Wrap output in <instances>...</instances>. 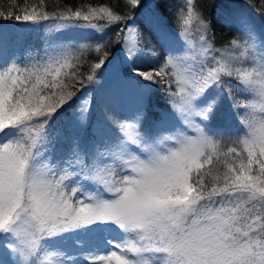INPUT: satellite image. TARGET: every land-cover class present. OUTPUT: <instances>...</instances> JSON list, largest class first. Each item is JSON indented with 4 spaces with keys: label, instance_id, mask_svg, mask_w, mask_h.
<instances>
[{
    "label": "snow or ice",
    "instance_id": "6c2138e0",
    "mask_svg": "<svg viewBox=\"0 0 264 264\" xmlns=\"http://www.w3.org/2000/svg\"><path fill=\"white\" fill-rule=\"evenodd\" d=\"M185 6L109 0L21 52L0 35V264H264V2Z\"/></svg>",
    "mask_w": 264,
    "mask_h": 264
},
{
    "label": "trees",
    "instance_id": "16d2710c",
    "mask_svg": "<svg viewBox=\"0 0 264 264\" xmlns=\"http://www.w3.org/2000/svg\"><path fill=\"white\" fill-rule=\"evenodd\" d=\"M29 8L37 7V10L40 12H47L50 19L46 22H43L39 28H34L31 26L30 22H15V21H0V25H7L6 28L2 30L0 35L6 40L9 50H15L17 52L23 51L25 48L41 47V37L46 34H49L51 31L55 30V26L61 23H69L67 21H62L60 18L65 16H72V13L75 11H81L82 13L87 12L90 8H96L97 10L100 7H106L109 4V0H24ZM114 3V0H112ZM203 2V0H201ZM264 2V0H261ZM8 0H0V5L7 6ZM167 5L172 6L173 12H179L181 10L186 12L185 0H166ZM159 11L167 17L169 25L173 28L176 27L174 23L175 17L167 12V9L164 5L160 6ZM251 11V9L249 10ZM255 13V12H254ZM256 14V13H255ZM138 21L143 18L138 16ZM76 18H72V22H75ZM93 23H98L103 25L105 21L94 19ZM79 23H86L82 20H79ZM48 27V31L43 33L44 28ZM76 35H70L68 30H65V35L69 36H81L83 33L80 30H75ZM195 31H193V36ZM82 57L81 63L83 67L81 71H84L87 74V69L91 65L92 59L95 58V53L89 56V53L86 49H80L77 53ZM65 71H69L66 69ZM163 103V101H161ZM61 121H57L59 124Z\"/></svg>",
    "mask_w": 264,
    "mask_h": 264
},
{
    "label": "rangeland",
    "instance_id": "374dc122",
    "mask_svg": "<svg viewBox=\"0 0 264 264\" xmlns=\"http://www.w3.org/2000/svg\"><path fill=\"white\" fill-rule=\"evenodd\" d=\"M251 12V11H250ZM252 15L255 17L256 16V14L254 13V12H252ZM257 20H258V22H259V18L257 17ZM64 23V22H63ZM62 24V23H61ZM61 24H59V25H61ZM59 25H56L55 26V30H56V28L59 26ZM48 27H46V28H44V30H43V33L46 31V33L47 32H49L48 31ZM66 30H68L69 32H70V35H76L77 33L75 32V30L76 29H66ZM194 37H195V35H194ZM192 43H193V45L195 46L198 42H197V40L196 39H193V41H192ZM99 95H101V94H98V96ZM252 102H256L257 103V107H259V104H258V100H257V98L253 95L252 96ZM22 231H23V228H22ZM100 254H103V250H101V253Z\"/></svg>",
    "mask_w": 264,
    "mask_h": 264
}]
</instances>
